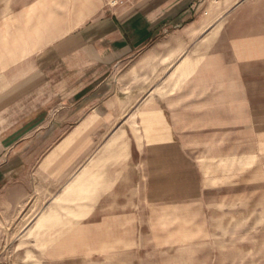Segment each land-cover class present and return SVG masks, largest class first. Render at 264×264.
Returning a JSON list of instances; mask_svg holds the SVG:
<instances>
[{
    "label": "crops",
    "instance_id": "obj_1",
    "mask_svg": "<svg viewBox=\"0 0 264 264\" xmlns=\"http://www.w3.org/2000/svg\"><path fill=\"white\" fill-rule=\"evenodd\" d=\"M55 4L0 16V207H80L63 260L264 264V0Z\"/></svg>",
    "mask_w": 264,
    "mask_h": 264
},
{
    "label": "rangeland",
    "instance_id": "obj_2",
    "mask_svg": "<svg viewBox=\"0 0 264 264\" xmlns=\"http://www.w3.org/2000/svg\"><path fill=\"white\" fill-rule=\"evenodd\" d=\"M37 0H0V16L21 10ZM60 1L55 0V11H60ZM73 13L80 2L89 8L97 1L103 8H119L135 0H67ZM80 6V11L84 10ZM225 19L219 21L223 25ZM83 19H78V24ZM133 116V113L132 115ZM80 207H0V264H141L135 257L120 259H71L82 253L94 252L95 233H86L82 226L84 213ZM87 242V243H85ZM150 254L146 264H174L173 256L159 258ZM166 252L173 249H166Z\"/></svg>",
    "mask_w": 264,
    "mask_h": 264
}]
</instances>
